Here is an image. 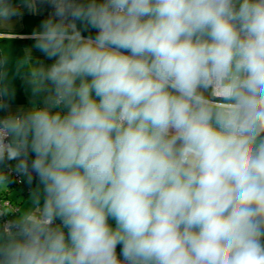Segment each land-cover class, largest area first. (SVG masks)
Wrapping results in <instances>:
<instances>
[{"label": "clouds", "instance_id": "clouds-1", "mask_svg": "<svg viewBox=\"0 0 264 264\" xmlns=\"http://www.w3.org/2000/svg\"><path fill=\"white\" fill-rule=\"evenodd\" d=\"M24 14L0 192L36 185L0 200V264H264V0H0Z\"/></svg>", "mask_w": 264, "mask_h": 264}, {"label": "crops", "instance_id": "crops-1", "mask_svg": "<svg viewBox=\"0 0 264 264\" xmlns=\"http://www.w3.org/2000/svg\"><path fill=\"white\" fill-rule=\"evenodd\" d=\"M44 15H47V11H45ZM41 19V16L24 14L18 21H0V52L8 54L12 58V62L9 65L10 75L15 73V61L28 55L33 43L31 39L32 31ZM31 55L34 57V61L43 59L42 54L38 50L32 49ZM46 62L50 63L49 61ZM11 83L15 89V98L12 101L13 108L31 107L34 98L22 77L13 75Z\"/></svg>", "mask_w": 264, "mask_h": 264}, {"label": "rangeland", "instance_id": "rangeland-1", "mask_svg": "<svg viewBox=\"0 0 264 264\" xmlns=\"http://www.w3.org/2000/svg\"><path fill=\"white\" fill-rule=\"evenodd\" d=\"M9 187L11 190L5 192V194L11 201H13V203H17V205L19 206V211L23 210L24 206H26L29 202L31 192L24 196L22 190L12 186Z\"/></svg>", "mask_w": 264, "mask_h": 264}, {"label": "trees", "instance_id": "trees-1", "mask_svg": "<svg viewBox=\"0 0 264 264\" xmlns=\"http://www.w3.org/2000/svg\"><path fill=\"white\" fill-rule=\"evenodd\" d=\"M11 183L9 186L15 187L17 189L22 190L24 196H26L28 193H30L33 188L36 185V180L34 179L32 184L30 185L26 179V177L20 176L19 181H15L16 179L13 177V174H11Z\"/></svg>", "mask_w": 264, "mask_h": 264}, {"label": "built area", "instance_id": "built-area-1", "mask_svg": "<svg viewBox=\"0 0 264 264\" xmlns=\"http://www.w3.org/2000/svg\"><path fill=\"white\" fill-rule=\"evenodd\" d=\"M11 174H13V177L16 179L15 181L20 180V176L16 175L15 172H12ZM4 199L10 200L5 194V192H0V200H4ZM14 205H15L16 211H19V206L17 205V203H14Z\"/></svg>", "mask_w": 264, "mask_h": 264}]
</instances>
